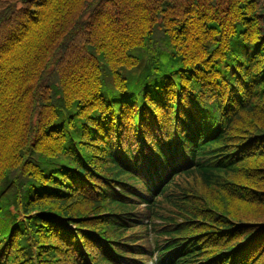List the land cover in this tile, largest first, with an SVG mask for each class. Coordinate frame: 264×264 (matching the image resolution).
I'll return each mask as SVG.
<instances>
[{
	"label": "trees",
	"instance_id": "1",
	"mask_svg": "<svg viewBox=\"0 0 264 264\" xmlns=\"http://www.w3.org/2000/svg\"><path fill=\"white\" fill-rule=\"evenodd\" d=\"M0 264H264V0H0Z\"/></svg>",
	"mask_w": 264,
	"mask_h": 264
}]
</instances>
